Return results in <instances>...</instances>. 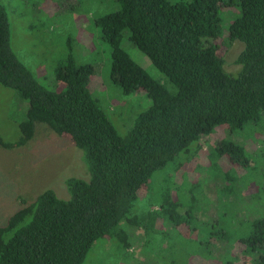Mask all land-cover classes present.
Here are the masks:
<instances>
[{"label":"trees","instance_id":"1","mask_svg":"<svg viewBox=\"0 0 264 264\" xmlns=\"http://www.w3.org/2000/svg\"><path fill=\"white\" fill-rule=\"evenodd\" d=\"M117 1L119 11L96 21L111 47V79L125 94L144 90L152 100L125 137L92 96L94 67L69 58L56 70L64 88H44L13 53L8 15L0 6V84L29 102L20 140L2 145L25 146L34 138L36 124L45 123L84 152L90 173L89 181L66 180L69 199L46 190L0 227V264H83L94 244L106 237L118 236L130 251L135 232L120 224L125 219L132 223L140 191L155 173L217 128L233 133L262 120L264 0H240L239 15L228 28L231 41L245 44L237 59L238 76L226 71L218 45L209 42L222 35L223 13L235 0ZM126 29L130 40L176 87L175 93L122 48ZM218 149L229 154L232 163H240L239 156L247 160L243 148L228 141ZM154 194L155 201L150 209H141L137 223L140 251L148 254L151 264H235L236 245L251 264H264V218L252 221L240 213L245 210L230 207L229 212L238 208L237 221L244 231L232 240L234 233L227 226L215 231L212 219L223 208L219 199L205 196L208 201L202 207L215 224L205 229L195 225L194 206L184 198L174 199L169 187Z\"/></svg>","mask_w":264,"mask_h":264},{"label":"rangeland","instance_id":"2","mask_svg":"<svg viewBox=\"0 0 264 264\" xmlns=\"http://www.w3.org/2000/svg\"><path fill=\"white\" fill-rule=\"evenodd\" d=\"M239 1L235 0L233 7L224 11L222 35L209 41L218 45L225 69L233 76L239 75L241 66L237 59L245 46L240 41H231L228 34L229 26L239 15ZM0 6L8 15L13 53L44 88L51 91L64 88L56 70L69 58L77 65H92L95 70L90 83L92 96L122 137L128 135L138 116L152 106L144 90L127 95L111 79V47L103 39L96 21L119 11L117 0H0ZM130 36V30H124L122 48L151 78L175 93L176 87ZM28 108L29 102L18 92L0 84V227L46 190H54L59 198L69 199L67 179L90 180L84 152L66 135L57 134L45 123L36 124L35 136L25 146H3L20 140V124L26 119ZM223 141L242 147L247 160L239 156L240 163H232L230 155L218 149ZM168 187L174 199L184 198L190 207L194 206L195 225L206 229L216 224L217 232L227 226L234 233L231 239H239L244 231L240 229L238 215L243 213L252 221L264 218V114L260 122L250 123L233 133L226 127L217 128L188 151L179 153L140 191L130 216L132 223L125 219L120 224L121 228L135 232L131 250L123 248L118 236L106 237L94 244L83 264H151L148 254L140 251V224L137 223L144 209H150L155 201L154 193ZM205 196L219 199L223 204L221 212L212 219L215 224L202 207L208 201ZM235 205L245 212L235 213L238 208L229 212ZM233 217L236 220L229 223ZM220 219L222 224L216 222ZM180 227L187 234V228ZM241 251L239 245L233 249L234 263L251 264Z\"/></svg>","mask_w":264,"mask_h":264}]
</instances>
